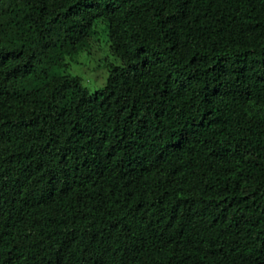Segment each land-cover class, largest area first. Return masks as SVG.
I'll return each instance as SVG.
<instances>
[{
    "label": "trees",
    "instance_id": "1",
    "mask_svg": "<svg viewBox=\"0 0 264 264\" xmlns=\"http://www.w3.org/2000/svg\"><path fill=\"white\" fill-rule=\"evenodd\" d=\"M0 264H264V0H0Z\"/></svg>",
    "mask_w": 264,
    "mask_h": 264
},
{
    "label": "rangeland",
    "instance_id": "2",
    "mask_svg": "<svg viewBox=\"0 0 264 264\" xmlns=\"http://www.w3.org/2000/svg\"><path fill=\"white\" fill-rule=\"evenodd\" d=\"M99 39L95 40L89 49L83 50L73 58H66V67L63 71L78 75L81 82L89 91H94L105 83L108 71L112 64L119 60L112 54L109 46L102 43L106 39L103 25H99Z\"/></svg>",
    "mask_w": 264,
    "mask_h": 264
}]
</instances>
